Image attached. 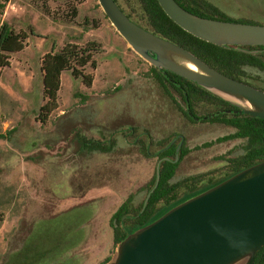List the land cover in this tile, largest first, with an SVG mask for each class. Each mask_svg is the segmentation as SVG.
Masks as SVG:
<instances>
[{
	"label": "rangeland",
	"instance_id": "obj_1",
	"mask_svg": "<svg viewBox=\"0 0 264 264\" xmlns=\"http://www.w3.org/2000/svg\"><path fill=\"white\" fill-rule=\"evenodd\" d=\"M206 1L234 20L264 25V0ZM117 4L144 24L138 0ZM4 11L3 21L27 38L0 71V264H102L116 248L111 216L129 197L132 211L142 203L163 145L182 139L188 150L172 183L219 178L229 172L226 160L243 153L238 140L203 146L233 130L190 123L96 0H0V19ZM88 42L98 44L96 68L83 69L91 86L64 71L57 109L41 123L44 55ZM245 73L264 89V74ZM193 110L212 111L206 103ZM83 141L108 150L88 151Z\"/></svg>",
	"mask_w": 264,
	"mask_h": 264
},
{
	"label": "water",
	"instance_id": "obj_2",
	"mask_svg": "<svg viewBox=\"0 0 264 264\" xmlns=\"http://www.w3.org/2000/svg\"><path fill=\"white\" fill-rule=\"evenodd\" d=\"M96 1L117 34L151 67L184 78L245 116L264 120L263 91L224 76L182 47L137 25L114 0ZM156 1L174 24L199 40L255 56L264 54V50L247 49L264 47V25L202 18L175 0ZM162 162H157L150 193L159 183ZM148 199L149 194L143 207ZM263 247L264 160L216 184L182 193L144 224L125 228L124 238L106 264H252Z\"/></svg>",
	"mask_w": 264,
	"mask_h": 264
},
{
	"label": "trees",
	"instance_id": "obj_3",
	"mask_svg": "<svg viewBox=\"0 0 264 264\" xmlns=\"http://www.w3.org/2000/svg\"><path fill=\"white\" fill-rule=\"evenodd\" d=\"M143 13L144 24L126 14L117 4L118 7L126 14V16L137 25L153 32L154 34L168 40L183 49L187 50L210 68L227 76L231 79L243 82L253 86L264 92L263 88L256 87L245 81V68L254 69L264 74V54L252 55L237 51L235 49H224L213 44L204 42L188 34L174 24L162 11L156 0H138ZM175 2L196 16L235 23L256 24L253 21L239 19L234 20L228 17L220 9L206 0H175ZM27 36L23 33H17L7 23L1 22L0 24V71L8 67L9 56L21 52L25 46ZM248 50H264V47H249ZM95 52H98V44L95 42H88L84 47L77 45H65L59 52L47 53L44 55L41 63L42 86H43V100L44 104L39 109L38 119L41 123H45L49 115L57 109V92L60 88V77L64 71H70L75 79H82L83 83L90 87L92 78L83 73V69L90 66L92 69L96 68V61L93 59ZM154 78L162 88L164 93L171 98L177 105L178 110L185 116L190 123H195V113L193 106L198 103H206L215 107H228L235 109L228 103L216 98L215 96L207 93L193 83L179 77L171 72L158 71L150 67ZM168 87L171 88L182 100L184 107L180 106L176 100L170 95ZM187 108V111L185 110ZM191 115H190V114ZM199 121L203 123H219L235 129V132L227 136L216 139L213 142L203 144L204 147H209L215 143H223L240 139L242 141L243 153L237 157L229 158L228 162L229 172L223 176L210 179L191 188L183 191H178L181 185L193 181L198 182L204 176L185 178L174 184L170 183L177 167L180 163H171L163 161L160 165V179L157 187L150 193L154 182L155 172L153 178L149 182L148 203L139 216L138 221L129 222L127 215L132 211L130 207L131 197H129L111 216V227L114 233V244L117 245L125 236V228H133L144 224L150 219L161 207L166 206L176 200L182 193H191L200 188L210 186L218 183L224 178L230 176L239 170L253 165L257 162L264 160V120L256 119L249 116L241 118L229 117L225 114H217L215 117H200ZM83 147L89 150L107 151L108 148H103L98 142H84ZM167 145H163L161 149ZM147 147L145 146V149ZM157 151L160 158L167 155L175 154L174 146H170L164 151ZM188 150L185 147L181 148L180 159H182ZM146 155L149 154L146 152ZM162 160V159H161ZM143 201L137 209L136 214L142 210ZM134 211V210H133ZM4 220V216L0 213V226ZM108 258L104 263L109 261ZM25 263V262H23ZM252 264H264V247L256 254Z\"/></svg>",
	"mask_w": 264,
	"mask_h": 264
},
{
	"label": "flooded vegetation",
	"instance_id": "obj_4",
	"mask_svg": "<svg viewBox=\"0 0 264 264\" xmlns=\"http://www.w3.org/2000/svg\"><path fill=\"white\" fill-rule=\"evenodd\" d=\"M211 109H212V111H211L208 115H206V116H201V117H204V118H207V117H215L217 114H225V115H227V116H229V117H235V116H237V117H239V118L245 116V115L241 114L240 111H239L237 108H235V109H231V108L224 107V106H221V107H219V106H218V107H215V106L213 107V106H211ZM185 110L187 111V108H186V107H185ZM189 114H190V113H189ZM190 115H191V114H190ZM195 116H196V115H195ZM198 118H200V117H199V116H196V118L194 117V119H195V123H203V122L199 121ZM195 123H194V124H195ZM208 124H219V123H208ZM219 125H223V124H219ZM224 126H226V125H224ZM226 127L232 129V130H233L232 133L235 132V129H233L232 127H229V126H226ZM232 133H231V134H232ZM178 137H180V136H179V135H176V136H175V139L178 138ZM236 140L241 141L240 139H236ZM173 142H174V139H172L171 141H169L167 144H169V147H170V146H174V148H175V154L167 155V156H165V157L160 158L159 155L156 153L155 156L157 157L158 161L162 159L163 161H168V162H171V163H178L179 161L181 162V161L183 160V158L188 154V153H187L182 159H180V158H181L180 155H178V158H177V157H176V156H177L176 150H177V148H179L178 151H179V154H180L181 148L184 147V145H183V140L180 139L179 143H177L176 145H174ZM165 145H166V144H165ZM146 149H147V148H146ZM176 158H177V159H176ZM228 169H229V168H228ZM201 181H203V179L199 180V181L196 182V183L193 182V181L191 180V181H189V182H187V183L181 185V187L179 188L178 191H183V190H186V189H188V188H191V187H193V186H196V185H198V184L203 183V182H201ZM207 181H209V180H207ZM178 182H179V181H178ZM204 182H206V181H204ZM170 183H172V182L170 181ZM175 183H176V182H175ZM172 184H174V183H172ZM147 195H148V193H146V196H145V198H144V200H143V204H144V201H145ZM131 200H132V199H131ZM147 203H148V201H147ZM146 205H147V204H146ZM145 207H146V206H145ZM145 207L142 206V210L139 212V214H136V211H135V210H134V211H131L130 214L127 215L128 218H129V219H128L129 222L138 221L139 216L142 214V212H143V210L145 209Z\"/></svg>",
	"mask_w": 264,
	"mask_h": 264
},
{
	"label": "crops",
	"instance_id": "obj_5",
	"mask_svg": "<svg viewBox=\"0 0 264 264\" xmlns=\"http://www.w3.org/2000/svg\"><path fill=\"white\" fill-rule=\"evenodd\" d=\"M3 20H5V11H4V14L1 16L0 24H1V22H2Z\"/></svg>",
	"mask_w": 264,
	"mask_h": 264
}]
</instances>
